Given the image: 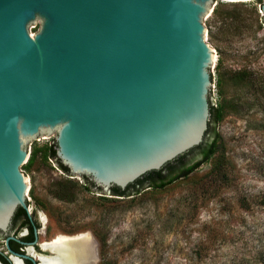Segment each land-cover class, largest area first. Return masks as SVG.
Returning a JSON list of instances; mask_svg holds the SVG:
<instances>
[{
    "label": "water",
    "instance_id": "water-1",
    "mask_svg": "<svg viewBox=\"0 0 264 264\" xmlns=\"http://www.w3.org/2000/svg\"><path fill=\"white\" fill-rule=\"evenodd\" d=\"M215 1L0 0V231L29 214L22 169L44 140L109 198L211 141Z\"/></svg>",
    "mask_w": 264,
    "mask_h": 264
},
{
    "label": "rangeland",
    "instance_id": "rangeland-1",
    "mask_svg": "<svg viewBox=\"0 0 264 264\" xmlns=\"http://www.w3.org/2000/svg\"><path fill=\"white\" fill-rule=\"evenodd\" d=\"M261 4L216 0L206 19L205 40L216 58L212 104L220 118L213 122L214 153L188 176L162 188L145 183L133 195L109 198L96 195L88 182H72L70 171L50 155L55 140L30 149L22 171L30 187V212L37 222L40 213L46 218L40 222L41 240L87 232L96 242L95 264L264 262ZM238 71L245 73L239 80ZM61 184L70 191V200L55 195Z\"/></svg>",
    "mask_w": 264,
    "mask_h": 264
},
{
    "label": "trees",
    "instance_id": "trees-1",
    "mask_svg": "<svg viewBox=\"0 0 264 264\" xmlns=\"http://www.w3.org/2000/svg\"><path fill=\"white\" fill-rule=\"evenodd\" d=\"M213 13L214 15H219L218 8L217 9L215 8L213 10ZM263 22H264V18H263ZM236 74H237L236 78L239 80V76L243 77L245 73L244 71H238V73ZM217 84L218 86L221 85V78L218 79ZM210 113H211V116H210L209 124L212 122H216L220 118L219 108L217 107L215 108L214 105L211 103V101H210ZM209 130H210V127L209 129H207L206 133H208ZM215 149L216 148L214 147V141L211 142V141H207L206 139H204L203 142L199 146H197L196 148H194L193 150L189 152V153H193V152L198 151L199 159L194 158L191 162L186 163L185 158L188 156V154L181 155L177 157L175 160H173L172 162L167 163L163 168L148 172L142 178H139L138 180H136V182L127 186L126 189H120L117 186L111 187V194L115 196H122V197L129 196L131 194L133 195L132 192H134V188H138L136 187L137 185H139V187L143 186V184L145 183H149V187L162 188L180 177L188 176L203 161L208 160L211 157V155L214 153ZM49 151H50V155H52L53 157H56L55 143L50 146ZM30 162H31V157L29 158L27 162V166L30 165ZM59 163H60V167L63 170L69 171V169L65 165H63L60 161ZM165 170H166V173H164ZM85 178L89 183L90 181L88 180V178L86 176ZM136 193H139V192H136ZM55 195L64 200L71 199V193L69 190H67V186L65 184H61L58 187V189L55 192ZM17 209L23 215L26 216V212L24 209H22L21 207H18ZM262 263L264 262L261 261L255 264H262Z\"/></svg>",
    "mask_w": 264,
    "mask_h": 264
},
{
    "label": "flooded vegetation",
    "instance_id": "flooded-vegetation-1",
    "mask_svg": "<svg viewBox=\"0 0 264 264\" xmlns=\"http://www.w3.org/2000/svg\"><path fill=\"white\" fill-rule=\"evenodd\" d=\"M32 213L29 211L25 216L17 209L7 230L0 231V241L3 243L0 264H45L44 258L52 255V251L43 244L53 242L57 235L41 240L40 222L45 223L46 220L39 218L40 222H37Z\"/></svg>",
    "mask_w": 264,
    "mask_h": 264
},
{
    "label": "bare ground",
    "instance_id": "bare-ground-1",
    "mask_svg": "<svg viewBox=\"0 0 264 264\" xmlns=\"http://www.w3.org/2000/svg\"><path fill=\"white\" fill-rule=\"evenodd\" d=\"M25 179L27 181V177ZM39 215L46 220L43 213ZM43 246L52 251L50 257L44 258L45 264H94L96 262V242L87 232L75 235L59 234L54 237L53 242Z\"/></svg>",
    "mask_w": 264,
    "mask_h": 264
}]
</instances>
